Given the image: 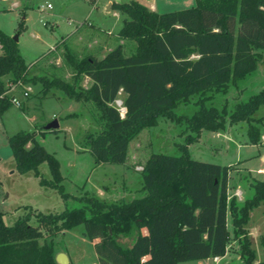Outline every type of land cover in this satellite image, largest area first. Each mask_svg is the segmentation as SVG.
<instances>
[{"label":"trees","instance_id":"obj_1","mask_svg":"<svg viewBox=\"0 0 264 264\" xmlns=\"http://www.w3.org/2000/svg\"><path fill=\"white\" fill-rule=\"evenodd\" d=\"M111 6L125 14L117 35L134 40V50L127 54L118 43L101 57L78 58L63 38V56L74 71L71 80L27 76L30 66L17 40L0 28V113L12 105L11 85L29 80L41 82L43 95L55 87L70 98L90 102L101 122L99 130L86 135L96 164L124 162L130 141L160 115L185 119L194 133L189 138L202 127L222 126L225 108L201 105L189 116H178L173 108L191 94L204 98L208 91L226 89L229 80L256 65L264 50V0H196L190 7L164 12L139 0L113 1ZM19 24L23 26V17ZM83 75L91 79L88 86L80 83ZM118 97L123 115L114 103ZM261 102L264 88L234 105L229 120H249ZM249 132L256 142L257 127L250 124ZM7 141L18 171H32L62 196L69 195L61 183L59 160L36 139L34 130L19 129ZM42 161L49 167V178L41 174ZM229 168L194 159L182 145L179 154H149L140 170L141 196L107 202L81 195V206L38 211L35 223L29 221L30 213L5 223L0 209V264H59L52 236L78 223L93 241L98 264H177L222 256L231 237L228 215L240 253L250 264L254 252L244 223L253 205L264 203V177L240 205L228 196ZM261 244L264 250V233Z\"/></svg>","mask_w":264,"mask_h":264},{"label":"rangeland","instance_id":"obj_2","mask_svg":"<svg viewBox=\"0 0 264 264\" xmlns=\"http://www.w3.org/2000/svg\"><path fill=\"white\" fill-rule=\"evenodd\" d=\"M111 1L0 0V28L11 36L18 34L19 50L30 66L27 76L58 75L71 80L74 71L64 59L60 42L63 38L78 58L86 54L101 57L118 43H122L127 54L134 50V40L117 35L125 14L115 7L107 9ZM139 1L148 7L153 3L158 12L196 3V0ZM22 17L24 24L20 27ZM108 28L111 30H105ZM90 82L85 75L80 80L83 86ZM41 87V82L30 80L12 84L8 93L21 98V106L12 103L0 113V209L5 223H12L18 216L28 213L29 221L35 223L38 211L60 212L81 206L84 203L79 199L81 195H95L107 202L141 196L144 190L141 189L139 166L152 152L179 154L182 145H186L187 152L194 159L230 166L227 191L229 197H235L237 204L241 205L245 198L252 197L253 184L264 177V170L259 169L264 168V102L258 104L249 120H229L234 105L247 101L264 88V50L256 65L242 76L229 80L226 89L208 91L204 98H199V93L191 94L188 100L178 101L173 108L178 116H189L201 105H213L219 111L225 108L222 126L202 127L198 135L189 138L192 131L185 119L177 121L160 115L154 125L144 127L130 141L127 158L122 163L96 164L89 151L86 135L101 128L90 102L70 98L55 87L43 95ZM25 89L29 92L27 96L23 95ZM122 96L120 93L119 97ZM250 124L258 129L256 142L251 141ZM19 129L34 130L36 139L59 160L61 183L64 191L69 193L67 197L62 196L55 186L42 183L40 176L32 171L17 170L7 136ZM39 169L44 177L51 176L46 161L39 164ZM227 223L231 237L225 254L218 260L209 256L181 260L177 264H246L233 233L230 215ZM244 226L254 252L250 264H264L262 200L249 210ZM82 231L83 223H78L52 236L55 249L68 251L75 258L68 264L97 263L93 243Z\"/></svg>","mask_w":264,"mask_h":264},{"label":"crops","instance_id":"obj_3","mask_svg":"<svg viewBox=\"0 0 264 264\" xmlns=\"http://www.w3.org/2000/svg\"><path fill=\"white\" fill-rule=\"evenodd\" d=\"M114 1V0H113ZM113 1H111V2H109L108 4H107V9H109V8H111L112 6H111V4H112V2ZM150 8L151 9H153V10H156L155 9V5L153 4V3H151L150 4ZM119 29V28H118ZM105 30H108V31H110L111 29L110 28H108V29H105ZM118 31V30H117ZM116 31V32H117ZM0 51H1V47H0ZM191 56L193 57V56H197V54H195V53H193V54H191ZM30 68V67H29ZM9 92V91H8ZM12 93V92H11ZM10 93V94H11ZM259 169H261V170H264V168H259ZM92 243H93V241H92ZM54 251H55V255L58 253V252H64L65 254H66V257H67V263L66 264H68V263H70L71 261H73L75 258L70 254V252H68V251H65V250H63V249H61V248H59V249H55L54 248ZM96 253V252H95ZM96 257H97V254H96ZM219 257H221V256H214V259L215 260H218V258ZM59 264H61V263H59ZM94 264H98V259H97V263H94Z\"/></svg>","mask_w":264,"mask_h":264},{"label":"built area","instance_id":"obj_4","mask_svg":"<svg viewBox=\"0 0 264 264\" xmlns=\"http://www.w3.org/2000/svg\"><path fill=\"white\" fill-rule=\"evenodd\" d=\"M28 89L23 90V95L27 96L28 95ZM11 102L16 104L17 106H21L22 103V99L19 98L18 96H16L14 93H12L11 95ZM115 105H117V108L119 109L120 113L123 115L125 112V107L122 104V100L120 98H116L114 100ZM262 139L264 140V135L262 136ZM139 168L141 169L142 166H139Z\"/></svg>","mask_w":264,"mask_h":264},{"label":"water","instance_id":"obj_5","mask_svg":"<svg viewBox=\"0 0 264 264\" xmlns=\"http://www.w3.org/2000/svg\"><path fill=\"white\" fill-rule=\"evenodd\" d=\"M15 40L18 39V34L15 33L13 36H12ZM47 128H53L52 126H47ZM55 259L58 263H61V264H66L67 263V257H66V254L64 252H58L56 255H55Z\"/></svg>","mask_w":264,"mask_h":264}]
</instances>
